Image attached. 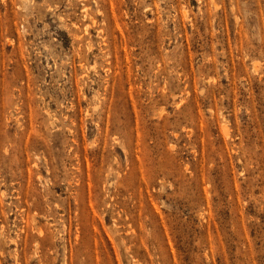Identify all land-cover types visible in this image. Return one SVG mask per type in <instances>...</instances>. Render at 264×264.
<instances>
[{"label": "rangeland", "instance_id": "obj_1", "mask_svg": "<svg viewBox=\"0 0 264 264\" xmlns=\"http://www.w3.org/2000/svg\"><path fill=\"white\" fill-rule=\"evenodd\" d=\"M0 264H264V0H0Z\"/></svg>", "mask_w": 264, "mask_h": 264}]
</instances>
